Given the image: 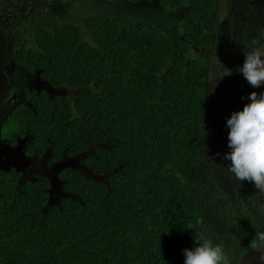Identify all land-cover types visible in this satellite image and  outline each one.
I'll list each match as a JSON object with an SVG mask.
<instances>
[{
	"label": "trees",
	"instance_id": "obj_1",
	"mask_svg": "<svg viewBox=\"0 0 264 264\" xmlns=\"http://www.w3.org/2000/svg\"><path fill=\"white\" fill-rule=\"evenodd\" d=\"M63 3L69 11L54 17H19L14 56L69 93L27 89L33 107L9 122L30 131L38 154L51 147L62 159L68 148L93 177L62 168L55 202L50 178L16 186L19 174H1L0 264H184L199 235L229 264L264 249V190L222 158L226 120L251 89L236 69L253 39L264 43V0ZM23 4L0 0V11L14 17ZM140 4L174 16L179 38L118 13ZM224 22L235 50L217 85L211 57Z\"/></svg>",
	"mask_w": 264,
	"mask_h": 264
},
{
	"label": "clouds",
	"instance_id": "obj_2",
	"mask_svg": "<svg viewBox=\"0 0 264 264\" xmlns=\"http://www.w3.org/2000/svg\"><path fill=\"white\" fill-rule=\"evenodd\" d=\"M243 51L245 60L236 71L243 74L250 86L261 88L264 85V43L253 39L248 50ZM225 69L222 76L232 74L230 69ZM242 99L250 102L227 118L230 151L222 158L229 161L228 171L235 179L264 190V91H252ZM188 228L192 229V225ZM261 240L264 241V237ZM194 241L193 247L183 250L184 264H229L221 244L203 235L195 237Z\"/></svg>",
	"mask_w": 264,
	"mask_h": 264
},
{
	"label": "rangeland",
	"instance_id": "obj_3",
	"mask_svg": "<svg viewBox=\"0 0 264 264\" xmlns=\"http://www.w3.org/2000/svg\"><path fill=\"white\" fill-rule=\"evenodd\" d=\"M63 1L64 0H22V2L24 3L23 7L21 11L19 10L16 11L14 16V17L18 16L17 21L13 17L11 18L12 19L11 24H9L7 22V16H4V19L0 18V58L3 60L2 61L3 65L0 66V75H1L0 78L2 79V81L5 82V84L6 83L8 84L7 87L10 90L15 89V91H17V88H15V86L10 85L9 83H11L13 80L10 79V77L12 76L16 77L17 74L15 73L18 72L17 69H14L12 67L11 61L14 54V46L16 43V39L20 35V33L17 32L18 30L17 28L21 24L20 20L21 21H23V19L29 20L30 17L35 18V16L38 15L46 16L47 18H49V17H54V15L56 14H63L69 11V6L64 4ZM72 1H74L75 3L83 2V0H72ZM98 1L100 2V0ZM102 2H104V0H102ZM43 6L45 8L44 9L45 14L42 13ZM117 8L119 9L118 13H121L122 17H128V18L141 17L142 19L151 20V21L154 20L160 22L161 25H163L166 28V30H168L172 35L179 38V36L176 35L175 33L174 27H172L174 25L175 17L174 16L170 17L171 16L170 14H163L160 11L158 12L156 10L158 8L155 6L140 4L139 7L135 6V8H131V9L130 7H126L122 9L121 6H117ZM23 12H26V14L29 15L25 17L23 15ZM8 26L13 27V29L9 30ZM178 40L180 39H177L176 42L181 47L183 43ZM234 50H235V45L231 38V33L229 31L227 23L224 22L219 28L218 39L213 50V55L211 57L212 63L215 67L214 70L211 71V78L212 81L215 82L217 85L220 82L224 84L226 78L228 77V75H224V76L222 75L226 71L225 67L229 69V66L231 65V61L234 55ZM32 86L38 89H45L47 92H49L47 85H45V83L39 80L36 76L32 78ZM220 87L221 85H219L217 89ZM51 88H52L51 93H53L52 94L53 96L55 95V93L59 92V90L53 87ZM252 91H257V92L264 91V85H262L261 88H253L251 86L249 93H251ZM249 102L250 101L247 100L246 103ZM81 159H82L81 157H75L74 159H70L66 161L64 165L73 167L74 169H77L81 172H84L86 175L93 177L92 173L89 170L85 169L84 166L81 164ZM39 165L45 168L44 166L45 164L42 161L39 162ZM54 190L56 191H54V194L51 193V196L55 197L54 201L56 202V200L60 199L61 196H63V194H61L60 192L59 185L58 187L56 186ZM253 264H262V263L258 262Z\"/></svg>",
	"mask_w": 264,
	"mask_h": 264
},
{
	"label": "flooded vegetation",
	"instance_id": "obj_4",
	"mask_svg": "<svg viewBox=\"0 0 264 264\" xmlns=\"http://www.w3.org/2000/svg\"><path fill=\"white\" fill-rule=\"evenodd\" d=\"M0 18L4 19V16H7V22L13 18L12 13H8V10L2 9L0 11ZM12 15V16H11ZM2 59L0 58V66L3 65ZM12 67L17 69L18 72L16 77L12 76L10 79H13L11 83L12 86L17 88L10 90L7 87V83L5 84L4 81L0 78V177L1 174H10V173H17L19 174L16 186L23 185L27 181H35L39 178V176L48 177L51 179L52 188L51 191L54 194V188L58 185H62V180L59 176V172L61 169L68 167L64 165V163L70 159H74V157L67 156V149L63 150V158L62 159H55L54 154L52 152V148L48 147L47 150L42 154H38V146L34 141L33 135L28 130H24L23 132L19 129L20 126L10 124V118L16 113V115L21 112L24 107H33V103L26 97V90L36 89L38 92L41 90L46 91L45 89H38L32 86V78L36 76L39 80L45 83L49 89V94L53 97L52 86L46 80H43L39 73H32L30 72L25 65L19 63L13 54L12 58ZM14 74V75H15ZM1 77V75H0ZM9 79V78H8ZM59 90L58 93L67 94L69 93L68 89H57ZM56 94V93H55ZM46 139H50L46 137ZM20 143L24 145V152L27 156V160L25 163L21 161H16L14 158H10V150H13L17 147ZM31 148V151H30ZM77 157V156H76ZM42 161L45 165V168L39 165V162ZM15 162H18L17 165L21 167V170L16 168ZM82 163V162H81ZM84 166V164H82ZM7 168V169H5ZM85 168V166H84ZM2 182L0 178V183ZM2 185V184H1ZM1 185H0V192H1ZM4 185V183H3ZM61 192V189H60ZM54 199V197H52ZM259 260H253V263H258ZM262 263V262H260ZM263 264V263H262Z\"/></svg>",
	"mask_w": 264,
	"mask_h": 264
},
{
	"label": "water",
	"instance_id": "obj_5",
	"mask_svg": "<svg viewBox=\"0 0 264 264\" xmlns=\"http://www.w3.org/2000/svg\"><path fill=\"white\" fill-rule=\"evenodd\" d=\"M24 145L25 144L20 143L13 150H10L11 151L10 158H14L16 161H21L25 163L28 158L23 150ZM15 163L16 164H14L13 162V164L16 165V168L18 170H21V167L17 165L18 162H15ZM253 260H260L264 264V249L263 248L248 250L240 257L237 264H252Z\"/></svg>",
	"mask_w": 264,
	"mask_h": 264
}]
</instances>
